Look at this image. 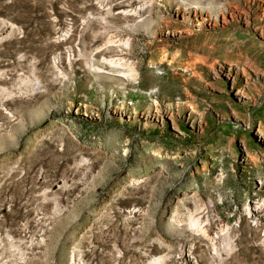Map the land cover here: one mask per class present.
<instances>
[{"label":"rangeland","instance_id":"obj_1","mask_svg":"<svg viewBox=\"0 0 264 264\" xmlns=\"http://www.w3.org/2000/svg\"><path fill=\"white\" fill-rule=\"evenodd\" d=\"M0 264H264V0H0Z\"/></svg>","mask_w":264,"mask_h":264},{"label":"bare ground","instance_id":"obj_2","mask_svg":"<svg viewBox=\"0 0 264 264\" xmlns=\"http://www.w3.org/2000/svg\"><path fill=\"white\" fill-rule=\"evenodd\" d=\"M252 209H255L257 212H259L260 206H258V205L255 204V207L252 208ZM247 215H249V214L247 213ZM254 229H255V227H254Z\"/></svg>","mask_w":264,"mask_h":264}]
</instances>
